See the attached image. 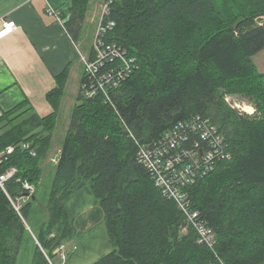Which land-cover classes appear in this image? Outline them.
Here are the masks:
<instances>
[{"label":"trees","instance_id":"16d2710c","mask_svg":"<svg viewBox=\"0 0 264 264\" xmlns=\"http://www.w3.org/2000/svg\"><path fill=\"white\" fill-rule=\"evenodd\" d=\"M88 4L73 0L75 38ZM107 19L116 26L106 40L126 51L135 68L108 98L101 92L86 99L81 87L44 212L36 209L40 164L51 147L67 74L48 94L51 115L22 113L0 135V152L17 148L0 166V174L18 169L9 194H23L17 180L36 187L22 216L0 188V264H18L22 255L31 256V264H59L61 245L78 246L66 201L83 189L103 212L111 246L93 264H264V72L252 59L264 50V0H114ZM232 95L247 98L258 114L230 107ZM198 117L217 126L231 155L182 189L199 223L214 233V247L200 242L138 155L141 146L153 147L176 125ZM23 143L36 156L22 151ZM34 213L46 219L32 225Z\"/></svg>","mask_w":264,"mask_h":264},{"label":"crops","instance_id":"0c3cea01","mask_svg":"<svg viewBox=\"0 0 264 264\" xmlns=\"http://www.w3.org/2000/svg\"><path fill=\"white\" fill-rule=\"evenodd\" d=\"M90 1L84 22L91 25L94 38L101 12L97 1ZM72 5L73 0H0V29L4 21H14L17 25L9 37L0 41V135L9 119L22 113L25 117L51 115L54 108L47 97L57 88V77L62 73L68 77L61 105L72 102L67 98L70 90L78 102L85 70L80 45L90 36L83 42L81 30L77 38L70 31ZM50 8L57 11L58 18L49 14ZM72 103L74 107L77 105ZM61 151L62 146L58 155ZM66 203L76 217L78 249L65 264H93L111 251L102 224L103 212L88 189Z\"/></svg>","mask_w":264,"mask_h":264},{"label":"built area","instance_id":"2783aa9c","mask_svg":"<svg viewBox=\"0 0 264 264\" xmlns=\"http://www.w3.org/2000/svg\"><path fill=\"white\" fill-rule=\"evenodd\" d=\"M49 14L58 18V13L55 9L50 8ZM110 11L102 9L101 15L97 24L94 40H93V55L91 58L89 55H81V60L84 64V77L86 83L82 85V93L88 99H94L98 96L95 88L97 81L104 79L103 74L107 71L111 75L113 73V67L115 63L120 60H124L123 55H121L118 49L115 47V43H109L106 40L107 35L111 32L116 25L106 26V18L109 17ZM17 25L14 21H4L2 28L0 29V41L9 37L15 30ZM108 54V60L106 59ZM109 75L104 79H108ZM229 101V97L226 98V102ZM255 110V109H254ZM248 115L252 116L255 111H246ZM199 136V141L195 146V151L197 154H203L204 147L210 148V152L207 155H198L200 160H195L193 165L188 166L184 170V176L180 177L175 173V171H168L171 167L168 166L167 169H157L158 174L162 177L161 184L164 185L166 180H179L181 190H174L171 187L166 188L167 190L162 191V193L171 199H174L179 208L184 212L187 217L188 223H191L199 232L203 242L207 243L210 247L215 246L214 233L207 230L203 224L199 223V214L193 212L189 208L188 197L182 191L183 187H188L193 184V181L201 175L204 176L207 172L213 171L214 166L218 160L230 159L231 155L225 151L224 138L219 133L216 125L211 123L207 119L201 117L194 118L188 123H180L173 130H171L166 137H162L159 142L153 147L141 146L139 151V159L141 163L149 168L151 171L155 170L151 167L150 163L154 158V148L157 146H163L164 151H169L171 146L177 144L180 141H187L190 136ZM203 145V147H201ZM22 151H29L32 156H36V152L31 149L30 143H23L19 147ZM15 146H9L4 151L0 153V166H2L6 161L9 160L11 155L16 151ZM193 153V150L191 151ZM189 157L193 155H179L178 158H174V161L178 163L181 157ZM156 157V155H155ZM155 170V171H156ZM202 173V174H201ZM18 174L17 168H10L5 173L0 174V188L8 196L15 211L22 216V208L24 204L35 195L36 187L29 181L17 180L21 183L23 194L19 197H12L8 190L7 185L12 181ZM77 246H70L63 244L57 250L56 253L59 255L60 264H65L71 252L77 250Z\"/></svg>","mask_w":264,"mask_h":264},{"label":"rangeland","instance_id":"374dc122","mask_svg":"<svg viewBox=\"0 0 264 264\" xmlns=\"http://www.w3.org/2000/svg\"><path fill=\"white\" fill-rule=\"evenodd\" d=\"M96 1L100 5L98 10H100V12H101L103 9L104 2L106 0H96ZM101 3H102V5H101ZM90 8H91V1L89 0L87 12H88V10H90ZM96 9H97V7H96ZM83 24H84L83 28L80 31V33H81L80 36L82 38V41L84 42L87 36H90V38H87L86 42L80 45V49H81V52L83 53V55H87V53L89 51H90V53L93 51V40H94V38L92 37L93 33L91 34V25L88 24V22H84ZM85 52H87V53H85ZM252 59H253L254 64L259 69V71L264 72V50L261 51L260 53H258L257 55L253 56ZM77 85H78V82H77ZM67 98L72 99V102L74 101L77 104H79L81 102V100H78V102H77V99H76V97H74L72 90H70L69 96ZM72 102L69 104L66 103L65 105H61V109H60L59 115H58L59 118L57 120L56 126H55L54 131H53V140L51 143L50 150H49L47 156L45 157V159L40 164L42 169H43V176H42L40 184L38 185V188H37V190H38V196H37L38 203H37L36 209L39 211H42V212L45 211V208H46L47 202H48V198H49V195L51 192L52 178L54 176V172H55V169H56V166L58 164L59 157H60V155H58L59 149L62 146L63 141L67 135V128H68V125H69V122H70V119L72 116V112L74 109ZM227 104L230 107H232V108H234V109H236V110H238L241 113H244L246 115H248V112L246 113V111H249V112L255 111V114H258L257 109L255 108V105L243 96H238V95L229 96V101H227ZM12 168H14V167H12ZM40 219H43V220L46 219L44 217L43 213H39L38 215L36 213H34L32 218H31L30 223L32 225H34V224L38 225ZM102 224L104 225V228H106L104 221ZM37 227H35V229ZM186 231L187 230L184 229V233ZM30 233L32 234L31 231H30ZM18 264H31V256L22 255ZM59 264H60V261H59Z\"/></svg>","mask_w":264,"mask_h":264},{"label":"bare ground","instance_id":"6f19581e","mask_svg":"<svg viewBox=\"0 0 264 264\" xmlns=\"http://www.w3.org/2000/svg\"><path fill=\"white\" fill-rule=\"evenodd\" d=\"M113 2L114 0H106L104 2L103 9L110 11V7ZM113 24L116 25L113 20L106 18V26H112ZM115 47L116 49L120 51L119 53L123 55L124 60H120L118 63H115L113 67L114 70H113V73H111V75L109 74V72L106 71L103 74L104 79L107 77V75H109V78L106 80L102 79V81L101 80L97 81L96 88H95L98 95L101 92H103L107 98L109 97V91L112 88H118L124 82H126L127 79L133 74V71L135 68V60L128 59L127 52L124 51L116 43H115ZM106 59L110 65V61L108 60V54L106 56ZM82 95L84 98H86L83 93ZM181 123H184V122H181ZM167 134H165L163 137H166ZM198 142H200L199 139L191 135L187 141H180L177 144L171 146L169 151L165 152L163 146L155 147L153 149L154 158L152 159L150 163L151 167L156 170V168L157 169H164V168L167 169V167L170 166L171 168L168 169V171H175V173L179 176V178L183 177L185 168L193 165L195 160L196 161L200 160L198 155H207V153L210 152V148L204 147L203 154H197L195 151V146ZM201 147H203V145H201ZM192 150H193V153H191ZM190 154L193 155V157L192 156L181 157L178 163L174 161V158H178L179 155H190ZM145 169L147 170L149 176L154 181V183L156 184V186L159 188L160 191L167 190L166 188L168 187H171L176 191L181 190L179 181L180 179L182 180V178H180L179 180L178 179L177 180H166L167 182L164 185H162L161 184L162 177L158 174V170L151 171L147 167H145ZM200 242L203 243L202 239L200 240Z\"/></svg>","mask_w":264,"mask_h":264},{"label":"water","instance_id":"95a60500","mask_svg":"<svg viewBox=\"0 0 264 264\" xmlns=\"http://www.w3.org/2000/svg\"><path fill=\"white\" fill-rule=\"evenodd\" d=\"M35 199V197H33Z\"/></svg>","mask_w":264,"mask_h":264}]
</instances>
